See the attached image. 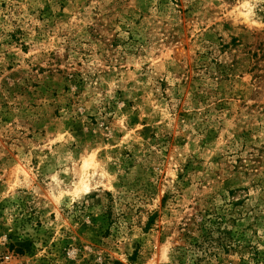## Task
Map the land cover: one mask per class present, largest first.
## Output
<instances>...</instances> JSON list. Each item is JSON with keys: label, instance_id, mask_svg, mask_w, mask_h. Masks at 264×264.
Masks as SVG:
<instances>
[{"label": "rangeland", "instance_id": "obj_1", "mask_svg": "<svg viewBox=\"0 0 264 264\" xmlns=\"http://www.w3.org/2000/svg\"><path fill=\"white\" fill-rule=\"evenodd\" d=\"M0 264H264V0H0Z\"/></svg>", "mask_w": 264, "mask_h": 264}, {"label": "trees", "instance_id": "obj_2", "mask_svg": "<svg viewBox=\"0 0 264 264\" xmlns=\"http://www.w3.org/2000/svg\"><path fill=\"white\" fill-rule=\"evenodd\" d=\"M25 243L23 242L21 245H24Z\"/></svg>", "mask_w": 264, "mask_h": 264}]
</instances>
